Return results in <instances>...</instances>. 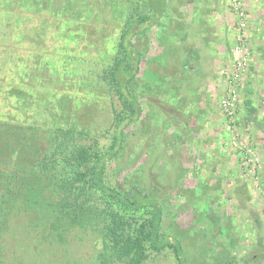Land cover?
<instances>
[{
	"label": "rangeland",
	"instance_id": "374dc122",
	"mask_svg": "<svg viewBox=\"0 0 264 264\" xmlns=\"http://www.w3.org/2000/svg\"><path fill=\"white\" fill-rule=\"evenodd\" d=\"M20 1L0 3V46L7 48L6 54L0 51L1 118L38 124V143L45 142V135L63 115L69 122L78 121L101 131L110 118L107 106L117 101L103 83L102 70L107 61L104 56L116 44L122 26L118 0H35L42 9L26 29L16 24V17L24 11L30 13V6L19 7ZM176 1L168 5L175 6L172 11L177 20L172 26L179 25L178 39L181 29L189 28L188 38L179 39L181 49L187 52H181L182 77L173 78L175 70L166 73L173 88L166 81L165 87L153 82L148 83L151 86L145 84L154 98L151 107L144 106L151 110L145 119L146 128L151 127V133L146 129L152 139L149 143L160 140L165 145L166 139L169 147L164 151L161 144L149 146L152 155L157 157L159 149L161 156L157 163L153 159L154 167H149V181L153 176L164 187L169 186L159 198L170 203L166 222L173 221L181 228L187 264H264V0H239L245 13L246 39L239 43L242 47L237 53L233 50L238 44L234 31L239 18L232 7L234 0H205L212 2V10L199 19L207 25L212 21V26H203L191 11L197 0ZM114 9L117 13L113 14ZM179 11L182 14L177 15ZM9 16H15V22L9 21ZM218 37L224 43L215 45V55L211 57L206 51ZM192 55L199 59L194 60ZM200 70L208 71L204 80L199 78ZM168 92L180 97L186 106L183 109L191 107L183 114L189 120L182 121L191 131L188 147L176 146L171 135L158 139L156 127L163 125L160 120L167 118L168 123L170 119L163 109L170 103L159 104ZM248 98L255 108L250 115L245 105ZM165 109L169 113L177 111L178 117L183 113L176 106ZM135 128L136 124L131 123L126 129L130 132ZM138 134L133 137L137 145L126 155H138L137 162L139 156L145 160L148 155L142 147L147 132ZM195 185L199 190L192 191L196 195L193 205L185 201L176 205V194L190 195ZM27 208L28 214L33 212L34 220L24 221L21 214L18 219L32 231L24 239L28 244L16 248L9 237L0 264H97L99 245L94 246L90 231L75 228L66 244L50 243L39 231L44 226L43 218H35L33 208ZM147 264L176 261L167 251Z\"/></svg>",
	"mask_w": 264,
	"mask_h": 264
},
{
	"label": "trees",
	"instance_id": "16d2710c",
	"mask_svg": "<svg viewBox=\"0 0 264 264\" xmlns=\"http://www.w3.org/2000/svg\"><path fill=\"white\" fill-rule=\"evenodd\" d=\"M5 2L7 0H0V3ZM118 2L122 26L116 44L104 56L107 61L102 70L103 83L107 91L117 96V101L107 106L110 118L101 131L78 121L69 122L63 115L56 117L59 122L55 121L49 129L45 142L38 143V124H22L0 116V261L3 249L9 246L6 244L9 237L13 238L12 245L16 248L28 244L24 239L27 240L32 231L27 230L18 217L21 214L24 221L28 218L33 221V212L28 214L27 211L29 206L35 218H43L44 226L39 231L50 243L66 244L75 228L90 231L94 246L99 245L97 264H147L167 251L172 253L176 264H187L181 228L173 221L166 222L165 212L170 203L159 198L169 186L164 187L153 176L149 181L153 159L155 163L161 160L159 149L155 157L149 146L161 144L164 151L169 147L166 139L165 145L160 140L149 143L151 138L146 129L151 133V127L146 128L145 119L151 115V110L144 108L151 107L154 100L145 84L153 82L165 87L163 81H166L167 86L173 88L171 77L166 76L170 70H175L173 78H181L179 70L183 58L181 41L176 35L179 25L172 26L176 19L172 11L175 6L173 3L172 8L168 6L172 0ZM19 3V7L30 6V13L24 11L18 14V20L15 16H9L8 20H16L17 25L21 23L26 29L42 7H37L35 0L32 4L29 0ZM112 13L117 12L114 9ZM173 36L175 39L171 40ZM6 49L0 46L4 54ZM187 62L190 65L189 60ZM16 99L22 98L16 96ZM159 102L170 103L163 109L171 120L168 123L167 118L160 120L163 125L156 127L158 139L171 135L176 139V146L188 147L191 142L187 137L191 131H187L188 126L182 121L189 120V116L185 118L183 114L191 107L183 109L185 104L173 92H168ZM250 102L249 98L245 100L249 115L255 112ZM175 106L183 112L179 117L175 115L177 111L169 113L165 109ZM131 123L136 124V128L127 132ZM141 131L147 132L142 147L148 155L145 160L139 156L137 162L138 155H126L137 145L133 137H139ZM211 170H215V162ZM196 188L199 190L197 185L190 189V195L178 192L174 197L179 200L176 205L183 201L191 203L196 197L192 193ZM33 226L36 227V223Z\"/></svg>",
	"mask_w": 264,
	"mask_h": 264
},
{
	"label": "crops",
	"instance_id": "0c3cea01",
	"mask_svg": "<svg viewBox=\"0 0 264 264\" xmlns=\"http://www.w3.org/2000/svg\"><path fill=\"white\" fill-rule=\"evenodd\" d=\"M204 3H206L205 5H203ZM210 4H211V6H212V2L210 1ZM210 4H208L207 2H205V0H197V2L195 1V5H194V7H193V9L191 10L196 16H198V20H200L201 21V23H202V25L204 26V25H206V26H208V25H210L211 24V26L213 25L212 24V21H208V25H207V22L206 21H204L203 19H199V17H205L209 12H210V10H212L211 9V6H210ZM215 11H216V13H217V10L215 9ZM215 13V14H216ZM179 14H182V12H180L179 11ZM204 21V22H203ZM201 25V26H202ZM188 27L187 26H185L184 28H182L181 30H183L182 31V33H180V35H179V39L180 40H182V39H186V38H188ZM206 42V40H202V43H205ZM214 42H216L214 45H212L211 43H213V42H211V43H209V45H210V47L208 46V48H210V50L209 49H207V51L206 52H208L207 54L208 55H210L211 57L213 56V55H215V45L216 46H218L219 44H223L224 43V39L222 40V39H220L219 37H218V39H215V41ZM213 48H214V51H212L213 50ZM187 49L185 48L184 49V51H183V49H181V51L180 52H182L183 51V54H186V51ZM192 52H194V54L196 55V53H195V50L193 49V51ZM199 53H201V54H203V51H199ZM193 57H195V58H193ZM214 57V56H213ZM192 58L194 59V60H198L199 59V56H193L192 55ZM188 60V59H187ZM187 60H185V62L186 63H188L187 62ZM190 60V59H189ZM187 67H188V65H187ZM190 68H192L191 66H190ZM197 68V67H196ZM199 70V69H198ZM200 72H202L201 73V75L199 76V78L201 77V79L202 80H204L205 79V77H206V74H207V70H200ZM182 77V76H181Z\"/></svg>",
	"mask_w": 264,
	"mask_h": 264
},
{
	"label": "built area",
	"instance_id": "2783aa9c",
	"mask_svg": "<svg viewBox=\"0 0 264 264\" xmlns=\"http://www.w3.org/2000/svg\"><path fill=\"white\" fill-rule=\"evenodd\" d=\"M233 9L235 10V13H237L238 15V18L239 20H237V25L235 26V38H237L238 40V44L235 45L234 47V53H237V52H240L241 51V47L242 45H239V43H241L242 41H244L246 39V35L244 34L245 33V21H244V9L243 7L241 6V2H239V0H234V4H233Z\"/></svg>",
	"mask_w": 264,
	"mask_h": 264
}]
</instances>
